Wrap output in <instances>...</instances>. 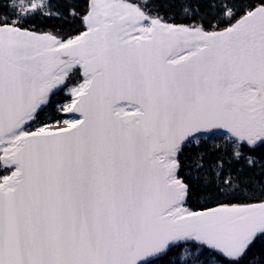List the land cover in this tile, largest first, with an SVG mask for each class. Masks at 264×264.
I'll return each mask as SVG.
<instances>
[{
    "label": "snow or ice",
    "instance_id": "1",
    "mask_svg": "<svg viewBox=\"0 0 264 264\" xmlns=\"http://www.w3.org/2000/svg\"><path fill=\"white\" fill-rule=\"evenodd\" d=\"M173 3L0 5V264H264V0Z\"/></svg>",
    "mask_w": 264,
    "mask_h": 264
},
{
    "label": "trees",
    "instance_id": "2",
    "mask_svg": "<svg viewBox=\"0 0 264 264\" xmlns=\"http://www.w3.org/2000/svg\"><path fill=\"white\" fill-rule=\"evenodd\" d=\"M53 4L57 7H54L53 11H60L63 13L62 16H36L32 20H30L28 23L29 25H35V27L38 30L43 31H53L58 33H71L75 29L80 28V21L77 19L73 21L72 17H69L67 15V12L65 11L66 6L69 3V0H52ZM4 3V0H0V5ZM73 4L80 5L79 11L83 10L84 5L86 4V0H72ZM182 3L187 4H194V0H175V3H173L172 7L169 9V11L175 15L177 23H188L189 20L184 17V13L182 11ZM3 11H7V9H2ZM161 11H165L164 8H161ZM206 148H210L211 144L205 146ZM200 149L195 148L193 146L190 149H187L185 152V163L188 164L191 162V154L199 151ZM261 152H264V149L260 150ZM196 206V205H194Z\"/></svg>",
    "mask_w": 264,
    "mask_h": 264
}]
</instances>
